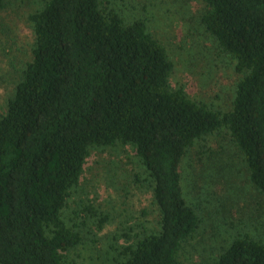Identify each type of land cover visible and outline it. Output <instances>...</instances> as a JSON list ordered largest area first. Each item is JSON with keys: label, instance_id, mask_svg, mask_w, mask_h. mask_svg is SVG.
<instances>
[{"label": "trees", "instance_id": "1", "mask_svg": "<svg viewBox=\"0 0 264 264\" xmlns=\"http://www.w3.org/2000/svg\"><path fill=\"white\" fill-rule=\"evenodd\" d=\"M108 2L44 0L29 17L33 59L0 114V264H69L82 237L62 212L89 149L130 146L160 214L159 232L123 248L116 264H181L199 218L180 168L209 135L228 132L264 195V0H202L205 32L241 76L226 113L172 90L165 48ZM214 264H264V242L238 235Z\"/></svg>", "mask_w": 264, "mask_h": 264}, {"label": "rangeland", "instance_id": "2", "mask_svg": "<svg viewBox=\"0 0 264 264\" xmlns=\"http://www.w3.org/2000/svg\"><path fill=\"white\" fill-rule=\"evenodd\" d=\"M126 22L142 20L166 50L172 90L211 110L232 108L241 76L204 30L202 0H108ZM44 0H6L0 10V114L6 111L33 59L30 15ZM184 199L199 218L196 232L178 252L181 264H214L235 237L249 234L264 242V195L251 185L228 132L196 142L182 161ZM149 177L130 146L89 149L78 184L62 212L66 226L82 237L67 253L69 264H116L125 247L160 230ZM104 220V221H103ZM103 221V223H102Z\"/></svg>", "mask_w": 264, "mask_h": 264}]
</instances>
